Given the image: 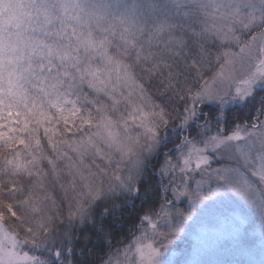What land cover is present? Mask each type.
Here are the masks:
<instances>
[{
  "label": "snow or ice",
  "instance_id": "1",
  "mask_svg": "<svg viewBox=\"0 0 264 264\" xmlns=\"http://www.w3.org/2000/svg\"><path fill=\"white\" fill-rule=\"evenodd\" d=\"M212 209L264 240V0H0V264H201Z\"/></svg>",
  "mask_w": 264,
  "mask_h": 264
},
{
  "label": "rangeland",
  "instance_id": "2",
  "mask_svg": "<svg viewBox=\"0 0 264 264\" xmlns=\"http://www.w3.org/2000/svg\"><path fill=\"white\" fill-rule=\"evenodd\" d=\"M184 206L186 207V203ZM252 220H254V225L250 234L257 236L256 246L251 248L237 247L239 239L245 231V226ZM260 224L261 221L257 214L248 213L243 227L239 231H234L222 222V217L217 210H209L200 225L196 226L193 231L189 232L187 238L182 240V242L190 243L189 257L185 260L200 261L201 264H228L220 258V254L224 252L227 255H233L243 264H251L253 261L259 264V261L264 258V253L260 251L264 248V240H262L260 234ZM254 226H256L255 230ZM230 261L233 262V259H230Z\"/></svg>",
  "mask_w": 264,
  "mask_h": 264
},
{
  "label": "trees",
  "instance_id": "3",
  "mask_svg": "<svg viewBox=\"0 0 264 264\" xmlns=\"http://www.w3.org/2000/svg\"><path fill=\"white\" fill-rule=\"evenodd\" d=\"M242 112H235L234 115H242ZM137 206L139 207V202H137ZM181 207H185L184 204L181 205ZM254 220H252L251 222H249L246 226H245V231L243 233V235H241V238L239 239V242L237 244V247L239 248H245V247H249L251 248L252 246H256L258 238L255 235H251L250 231L254 225ZM256 226H254V230H255ZM180 246L179 248L176 249L177 252V258L176 259H180V260H185L186 258H188V249L190 250V243H186L185 241L179 242ZM261 251V249H260ZM102 254L98 253V255ZM220 258L226 262H228V264H243L242 261H240L237 258H234L233 255H227L226 253H221L220 254ZM230 259H233V262L230 261ZM244 261V260H243Z\"/></svg>",
  "mask_w": 264,
  "mask_h": 264
}]
</instances>
